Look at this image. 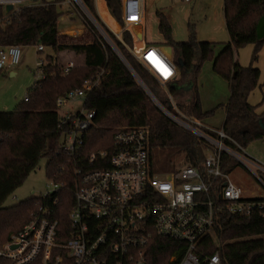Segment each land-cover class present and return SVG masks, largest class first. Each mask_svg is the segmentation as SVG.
<instances>
[{"label":"built area","instance_id":"1","mask_svg":"<svg viewBox=\"0 0 264 264\" xmlns=\"http://www.w3.org/2000/svg\"><path fill=\"white\" fill-rule=\"evenodd\" d=\"M33 1L0 0V27L25 7L56 5L62 9L75 4L156 108L200 142L203 158L195 163L185 160L187 163L180 167L162 170L155 162L152 133L147 126L118 130L110 150L86 153V138L96 114L87 111L85 104L92 93L101 89L103 70L97 79L86 81L81 88L57 100L62 130L60 148L78 158L80 164L75 171V203L68 215L69 230L52 210L40 209L39 214L33 215L29 223L7 239L0 250V264H150L151 246L158 239L186 244L187 249L178 264H223L218 251L212 256L205 255L201 244L212 236L217 221L225 213L248 217L264 211V164L252 158L223 128L211 129L180 112L170 93L180 77L174 52L171 54L159 46H143L131 52L143 69L161 84L170 109L158 101L125 62L108 34L95 24L98 20L83 0H54L45 4ZM99 1L94 0L95 9L98 18L104 21ZM120 1L125 29L142 30L146 20L145 0ZM103 3L107 4L106 0ZM9 5L13 7L11 12L6 11ZM116 29L109 28L120 39ZM37 49L39 53L45 51L42 45ZM21 59V46H0V72L19 66ZM45 59L42 57L37 63L41 79ZM74 67V63H69L65 72ZM29 99L27 95L24 102ZM77 101L83 102L79 111L61 113L66 105ZM224 157L233 159L238 167L223 169ZM181 158L186 159L184 154ZM238 168L246 169L254 177L261 196H247V191L235 183L231 177ZM53 185L54 191L43 197L61 187L54 182ZM173 261L175 258H171Z\"/></svg>","mask_w":264,"mask_h":264},{"label":"trees","instance_id":"2","mask_svg":"<svg viewBox=\"0 0 264 264\" xmlns=\"http://www.w3.org/2000/svg\"><path fill=\"white\" fill-rule=\"evenodd\" d=\"M83 1L99 21L94 0ZM106 2L112 15L121 21V1ZM103 6V3L99 6L101 14L104 12ZM60 10L56 5L25 7L0 27L1 47L42 45L45 51L41 53L47 50L51 52L45 56L43 78L34 83L29 101H23L13 112L0 113V214L17 211L13 216L14 221L24 223L17 231L29 223L33 215L39 214L40 209L46 208L62 218L63 225L69 230L68 215L75 203V171L80 164L78 158L60 148L62 130L57 100L81 88L86 81L97 79L103 70L101 89L92 93L85 104L87 111L96 114L94 126L86 138V153L110 150L118 130L150 126L154 148L162 152L168 168L175 167L171 156L175 150H181L189 163L200 162L203 158L200 142L183 132L153 106L93 25H89L85 38L58 37ZM157 17L166 46L173 49L177 63L179 59L183 61V67H178L179 81L170 88L174 97L183 90L180 85L182 76L191 73L194 76L202 62L209 58L213 44L198 41L193 30L188 42L176 43L172 39L167 18L160 12H157ZM224 19L229 42L216 60L215 68H219L221 57L229 56L232 62L227 73L221 71L230 90L229 102L223 106L225 120L222 127L227 135L246 149L248 144L264 139V112H258V106L248 102L249 96L259 85L261 74L253 66L241 67L235 54L244 46L254 45L253 61L257 59L264 45V0H225ZM109 34L122 54L125 52L123 55L128 63L137 71H144L134 56L126 52L123 43L112 33ZM89 38L92 40L88 41ZM124 41L130 44L132 37L127 33ZM64 51L83 56V66L75 65L66 73L67 66L60 64L56 55ZM144 78L148 76L145 74ZM194 95L192 103L178 107L181 110L183 107L186 116L202 122L215 111L204 113L197 92ZM161 102L171 109L165 92ZM43 159L48 162L46 171L49 180L61 185L60 189L47 197H32L6 207L8 198L23 186ZM223 164L225 170L238 167L229 157H224ZM56 200L58 202L54 203ZM186 249V244L177 241L155 240L151 246L150 264H178ZM201 250L209 256L218 251L223 264H264V211L248 217L225 213L217 221L212 236L205 238L201 244ZM171 258H175V261L171 262Z\"/></svg>","mask_w":264,"mask_h":264},{"label":"rangeland","instance_id":"3","mask_svg":"<svg viewBox=\"0 0 264 264\" xmlns=\"http://www.w3.org/2000/svg\"><path fill=\"white\" fill-rule=\"evenodd\" d=\"M52 1L54 0H37L33 2L41 4L42 2L46 3ZM59 1L61 0L57 2ZM102 3L103 0H100L99 6ZM74 5L63 7L60 10L62 13L58 20V37L60 38L65 36L69 38H85L89 32V25H93L83 11ZM224 5L225 0H194L192 4H187L183 0H145L146 20L142 30L136 28L134 30L125 29L122 20L118 21L114 18L116 27L118 28L116 29V33L120 36V39L116 38L123 43L128 54H131L133 50L143 46L167 47L159 30L157 12L162 13L167 18L172 29V39L174 42H188L191 38V30H193L196 33L198 41L213 44L211 56L202 62L194 76L193 73L184 77L182 76L180 85L183 90L181 94H175L174 98L178 105H185L188 102L192 103L195 97L194 93L197 92L203 112L215 111L213 115L202 121L203 125L217 130L221 129L223 126L225 120L223 106H225L230 99L229 86L222 75V72L227 73L228 71L231 64L230 57H221L218 62V67H222V70L214 67L216 59L229 42V34L224 19ZM103 10L106 12L105 6H103ZM3 11L6 12L5 9ZM104 12H102L103 15ZM94 22L102 28L104 33L108 34L107 36H109L110 41L120 52L125 62L128 63L123 55L125 52L122 54L115 40L110 37L109 33L111 32L106 24H104L101 19H99L98 22L96 20ZM142 32H144V34ZM127 33L132 37V42L130 44L124 41V36ZM89 40L92 39L89 38L88 41ZM254 50V45L244 46L235 54V59L243 68L253 66L260 70L259 85L249 96L248 102L252 106H258V112L261 113L264 112V45L259 51L255 61H253ZM48 53L50 54L51 52L47 50L45 53H39L36 46L27 48L22 47L21 66L17 68L11 67L8 70L0 72V113L15 111L27 95L31 96L30 90L33 88L34 83L41 79V73L37 71L38 60L45 57ZM56 55L60 64L65 66L71 62L77 67H82L84 64L83 56H76L69 51H64ZM128 65L136 72L146 87L153 92V95L158 101L161 102V99L164 97L161 84L145 69L140 72L131 66V64L128 63ZM145 74L148 76V78H146L147 80L144 78ZM82 103V101L69 103L62 109L61 113H64V111H79ZM153 106L156 108L154 103ZM179 110L184 114L183 107L182 110ZM155 149V162L162 170L169 171L170 168L166 166L167 161L164 160V155L157 147ZM174 152L175 153L172 151L171 156L173 157L175 168L187 163L185 162L186 159L181 158L183 154L181 150H175ZM246 152L252 158L264 164V139L248 144ZM47 163L46 159L40 162L36 171L26 179L23 186L8 198L5 204L6 207L15 206L32 197H43L47 192L54 191L53 182L50 181L47 176ZM231 178L235 183L240 185L242 189L247 191V196L262 195V191L255 187V185H258L257 181L246 169L238 168L232 173ZM16 212L15 210H10L0 214V248H3L7 239L24 224L14 221L13 216Z\"/></svg>","mask_w":264,"mask_h":264},{"label":"crops","instance_id":"4","mask_svg":"<svg viewBox=\"0 0 264 264\" xmlns=\"http://www.w3.org/2000/svg\"><path fill=\"white\" fill-rule=\"evenodd\" d=\"M104 4V6H105V10H106V12H104V24H106V26L108 27V28H110V29H115L116 28V21L114 20V18L112 17V15H111V13H110V11H109V9H108V7H107V4L106 3H103ZM159 47H161V46H159ZM212 53V52H211ZM222 53V52H221ZM221 55V54H220ZM219 55V56H220ZM210 56H211V54H210ZM209 56V57H210ZM219 56H218V58H219ZM217 58V59H218ZM216 59V60H217ZM220 61V60H219ZM230 62H232V61H230ZM215 63H216V61H215ZM215 63H214V67H215ZM21 64V63H20ZM19 66H21V65H19ZM19 66H17V67H19ZM17 67H15V68H17ZM219 70H222V67H219L218 68ZM150 126H148V128H149ZM208 127V126H207ZM209 128H211V129H214V128H212V127H209ZM223 128V127H222ZM149 130H152L151 129V127L149 128ZM214 130H217V129H214Z\"/></svg>","mask_w":264,"mask_h":264},{"label":"water","instance_id":"5","mask_svg":"<svg viewBox=\"0 0 264 264\" xmlns=\"http://www.w3.org/2000/svg\"><path fill=\"white\" fill-rule=\"evenodd\" d=\"M36 1V0H34ZM13 10V7L11 5L7 6L6 8V11L7 12H11ZM165 49L172 54L173 52V49L171 47H165ZM178 67L181 68L183 67V61L181 59L178 60V63H177ZM262 128H264V125L262 124Z\"/></svg>","mask_w":264,"mask_h":264}]
</instances>
